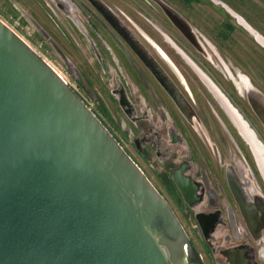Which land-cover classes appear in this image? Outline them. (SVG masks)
<instances>
[{
  "label": "water",
  "instance_id": "water-1",
  "mask_svg": "<svg viewBox=\"0 0 264 264\" xmlns=\"http://www.w3.org/2000/svg\"><path fill=\"white\" fill-rule=\"evenodd\" d=\"M163 11L185 35V24ZM247 98L264 127V97L249 86ZM233 123L242 136L247 125ZM258 147L264 181V147L257 138ZM263 231L264 201L257 197L260 238ZM0 264H203L141 170L1 20Z\"/></svg>",
  "mask_w": 264,
  "mask_h": 264
},
{
  "label": "rangeland",
  "instance_id": "rangeland-1",
  "mask_svg": "<svg viewBox=\"0 0 264 264\" xmlns=\"http://www.w3.org/2000/svg\"><path fill=\"white\" fill-rule=\"evenodd\" d=\"M107 1L116 5L115 14L125 26L127 19L138 25L137 29L130 24L126 26L134 34H137L139 29H148V26L151 31L149 21L161 25L160 27L165 29L170 36H174L180 46L196 59L214 83L230 97L244 119L256 131V136L264 147V127L250 107L245 94L248 84L264 97V0ZM58 2L61 0H0V20L17 33L75 91L80 92L79 53L76 47L74 48L75 42L73 43L66 29L63 28V23H65L63 18L67 19V17L59 10ZM165 8L175 14L189 32H192L196 45L172 25L163 11ZM51 35L55 42L54 47L48 43ZM67 42L74 44L73 51L68 50L71 55L70 66L65 62L64 56L66 55L62 54L64 53L62 47ZM165 50L170 60L169 55L174 61L178 60L168 47H165ZM75 51L76 54H74ZM182 69V76L186 83L179 90L186 94L184 97L187 102H191L196 113L211 130L212 141L202 138L204 133L201 129L202 136L196 133L197 147L203 151L207 147L212 152L224 146L226 148L228 139L219 132L217 124H228L230 128L227 129L233 138L237 137L236 129L231 126V121L183 62ZM110 81L112 78H109L108 82L99 81L96 78L90 86L86 83V87L83 86L87 93V95L83 94L84 102L96 117L107 125L106 127L110 129L111 126L117 132V125L120 123L123 132H128L129 142L123 139L122 146L151 183L157 189L163 190V176H166L164 183H170L171 164L174 165L173 172H178L182 167L184 174H188L191 168L196 170L199 159L188 145L191 141L189 136H192L189 133L191 130L186 129L185 131L181 128L184 125L183 119L172 110L168 104L169 101L165 99L168 101L165 104V111L160 108L156 109L152 105L155 102H150L146 96L140 99V103L136 102L129 90L123 87L121 80L115 78L114 83ZM107 83H109L108 87ZM190 90L195 94L194 97L191 96ZM122 92L123 96L120 95ZM96 102L100 104L102 110L96 109ZM173 127L180 136L181 145L171 140L169 129ZM186 132L189 134L188 137L185 135ZM191 132L195 134L194 131ZM136 142H139V149H135ZM238 145L246 153V147L241 138ZM232 155H235L234 152ZM184 163L188 164V168L184 169ZM209 166L214 172L213 166ZM256 168L257 197L264 201V181L257 165ZM178 215L192 245L203 257L204 264H211L209 262L210 251L206 244L196 236L192 225L186 223L179 213ZM215 256L218 255L215 254ZM257 260L260 263L259 258Z\"/></svg>",
  "mask_w": 264,
  "mask_h": 264
},
{
  "label": "flooded vegetation",
  "instance_id": "flooded-vegetation-1",
  "mask_svg": "<svg viewBox=\"0 0 264 264\" xmlns=\"http://www.w3.org/2000/svg\"><path fill=\"white\" fill-rule=\"evenodd\" d=\"M104 1L61 0L57 3L59 10L68 19L63 18L65 21L63 28L66 29L73 43L75 42V46L69 42L63 45L64 53L62 54L67 56V58L64 56L65 62L70 66L71 55L68 50L73 51L76 47L81 66L80 92L75 91L67 82L65 83L90 111L91 109L84 102L83 94L87 95L84 87L86 83L90 86L96 78L106 82L112 78L111 83L115 78L121 80L123 87L129 90L136 102L140 103V99L146 96L150 102H155L151 104L156 109L165 111V104L169 101L168 104L172 110L183 119L184 125L181 128L195 132L193 134L189 131L192 136L187 132L185 135L191 137L188 145L199 159V165L196 170L191 168L188 174H184L183 167L178 172H173L175 169L171 164L170 183H164L166 176H163V190L157 189L151 183L123 148V139L129 142V138L128 132L126 131V134L123 132L121 124L117 125L116 132L111 126L110 129L106 127L107 125L91 112L167 202L182 227L183 222L178 213L184 217L186 223L192 225L196 236L210 251L211 264H264V238H260L257 234V168L255 165L256 158L262 157L261 149L263 148L260 146L261 149L259 147L257 149L256 131L244 119L230 97L214 83L196 59L180 46L174 36H170L160 27L161 25L149 21L151 31L146 24L148 29H139L138 33L134 34L126 26L130 24L137 29L138 25L127 19L125 26L115 14L116 5L107 0ZM178 32L181 33L179 30ZM183 32L188 38L192 37V32H189L188 28L187 33L186 30ZM53 40L52 36L48 41L52 47L55 45ZM165 47L175 54L177 61H174L170 55L172 61L167 57ZM182 62L197 77L196 80L198 79L202 87L208 91V95L213 97L212 100L231 121V126L236 129L238 135L236 134L237 137L233 138L227 129L230 128L228 124H217L219 132L228 139L226 148L224 146L215 151L212 147L215 151L212 152L207 147L204 151L197 147L196 133L202 136L200 132L202 130L204 133L202 138L212 141L211 130L196 113L191 102H187L184 97L186 94L179 90L186 83L182 76ZM106 85L108 87L109 83ZM249 86L247 84L245 88L246 96ZM190 94L192 97L195 96L191 90ZM120 95L123 96V92ZM96 109L102 110L98 102H96ZM160 114L163 115V112L160 111ZM233 121L247 125V130L241 131L245 139L239 134ZM169 133L171 140L181 145L180 136L174 127L169 129ZM240 138L246 147V153L238 145ZM135 149H139V142H136ZM233 152L235 155H232ZM187 165V163L183 164L184 169L188 168ZM209 165L213 166L214 172ZM241 203L246 204L253 217L245 209V212L242 211ZM198 220L204 223V228L199 226Z\"/></svg>",
  "mask_w": 264,
  "mask_h": 264
},
{
  "label": "built area",
  "instance_id": "built-area-1",
  "mask_svg": "<svg viewBox=\"0 0 264 264\" xmlns=\"http://www.w3.org/2000/svg\"><path fill=\"white\" fill-rule=\"evenodd\" d=\"M21 38V37H20ZM50 66V65H49ZM51 67V66H50ZM52 68V67H51ZM53 69V68H52ZM54 70V69H53ZM54 72H56L55 70H54ZM56 74L64 81V82H66L57 72H56Z\"/></svg>",
  "mask_w": 264,
  "mask_h": 264
},
{
  "label": "bare ground",
  "instance_id": "bare-ground-1",
  "mask_svg": "<svg viewBox=\"0 0 264 264\" xmlns=\"http://www.w3.org/2000/svg\"><path fill=\"white\" fill-rule=\"evenodd\" d=\"M168 10V9H167ZM170 12V10H168ZM249 88V87H248ZM243 134V133H242Z\"/></svg>",
  "mask_w": 264,
  "mask_h": 264
}]
</instances>
